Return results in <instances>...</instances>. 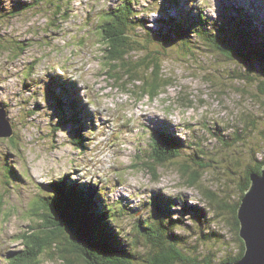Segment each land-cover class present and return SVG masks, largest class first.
Instances as JSON below:
<instances>
[{"label": "rangeland", "instance_id": "rangeland-1", "mask_svg": "<svg viewBox=\"0 0 264 264\" xmlns=\"http://www.w3.org/2000/svg\"><path fill=\"white\" fill-rule=\"evenodd\" d=\"M121 1L0 0V108L7 110L13 131L11 139L0 138V264L24 250L22 234L41 243L47 230L43 198L63 178L86 186L109 210L121 243L127 252L135 250L136 264H144L148 253L146 226L159 211L167 219L161 207L170 200L176 204L168 215L184 254L219 264L238 252L228 210L239 199L240 176L264 160V58L248 66L228 62L198 50L196 39L195 48L185 49L155 36L151 16L159 12L157 28L164 34L171 20L159 19L169 15L183 22L198 10L206 23H218L242 10L264 37V0H137L139 18L151 31L147 37L138 28L133 38L158 49L162 78L168 80L154 100L141 98L139 82L125 85L126 73L116 76L104 64L98 18ZM30 3L36 7L13 13ZM15 46L21 51L10 53ZM248 75L252 82L240 80ZM64 91L80 101L81 142L75 141L77 125L65 122L73 120ZM54 95L62 100L65 118ZM152 128L182 140L179 158L164 166L149 158ZM206 190L225 205L224 212L212 201L218 212L210 210ZM196 207L204 209L202 221L190 215ZM38 263L64 264L55 247L45 249Z\"/></svg>", "mask_w": 264, "mask_h": 264}, {"label": "trees", "instance_id": "trees-1", "mask_svg": "<svg viewBox=\"0 0 264 264\" xmlns=\"http://www.w3.org/2000/svg\"><path fill=\"white\" fill-rule=\"evenodd\" d=\"M136 4L137 0H124L116 8L102 13L98 18L99 22L96 29L100 34L101 41H103L104 64H111L108 69L114 68L113 74L116 76L125 72L127 77L125 85L139 82L141 85L139 87L140 97H148L149 100H154L157 98L159 89L168 83V80L162 78L161 66L157 57H161V54L158 49L148 48L144 41L133 38L138 36L134 34L138 28H142L147 37L150 36L151 31L147 27V22L139 18V13L135 8ZM34 7H36L35 3L22 5L13 13L18 15ZM196 11V15L186 17L183 22L170 17L168 19V21L171 20V25L168 27L169 31L167 30L163 34L160 32L161 29L155 26L153 34L157 36L158 32L159 35H164H161L159 39L167 37L171 41L178 42L185 49L188 46L195 48L194 39H196L202 45L197 46L198 50L206 49L228 62L239 60L241 64L248 66L251 62L261 63L260 61H263L260 58H264V37L258 32L260 25L254 27L245 12L239 10L235 18L222 19L218 23H206L203 13ZM8 51L15 54L21 51V47L15 46ZM136 52H141L142 55L131 61L129 56L132 57ZM148 71L151 72L150 75L147 74ZM169 80L171 81V79ZM240 80L253 81L249 75L248 77H240ZM263 86L264 83H262L260 93L264 94ZM64 92L67 96L72 95L70 92ZM52 98L59 100V109L63 111L62 100L55 95ZM74 101L72 98V101H68V105L71 106L69 107L73 114V121L77 125L76 136L74 135L75 141H80L82 136L78 127L82 126L81 121L83 120L79 118L80 116L76 112L78 104ZM62 115L65 118V112ZM65 122L66 124L70 123L69 120ZM149 139V158L157 166H164L180 157L183 147L182 140L172 133L152 128ZM255 163L256 165L252 168L248 166L245 175H241L237 181L240 188L239 199L228 210L231 217L230 224L232 229L236 231V235L239 231L236 210L244 192L249 188L250 175L252 173L260 174L264 160L255 161ZM240 165L236 163L237 167ZM182 173L185 175L187 171ZM190 178L188 185L193 187L197 182L196 172L192 173ZM49 187V194L43 198L41 205L42 222H45L47 227L41 237V243L39 244L34 239V235L22 234L19 237L24 245V250L10 257L9 264H39L38 258L45 249L50 247H55L59 251V256L64 264H75L76 261L82 264H136L133 262L134 259L137 261L134 257L136 256L135 250L134 253L132 251L127 252L114 224H111L112 221L108 216L109 210L100 206L97 196L92 195L86 186L81 187L71 182L67 184L63 178L53 181ZM205 198L208 200V207L212 212L215 210L217 213L218 209L211 208L213 206L211 201L218 202L219 210H226L221 201H215L214 194L209 190L205 191ZM175 204V201L170 200L169 203L162 205L161 208L166 212L167 219L163 212L159 211L157 220L146 226L144 231L148 253L144 264H214L210 258L197 261L195 258L187 256V253L184 254L185 244L182 242V238L174 235L176 227L174 223L176 222L172 220L170 222L168 215V212L174 211ZM169 206L172 207L169 208ZM157 207L160 206L157 204ZM192 209L194 210H190L191 217L202 221L199 218L201 214L199 210L203 211L204 209L200 207ZM237 240L240 243L237 254L222 260L219 264L235 262L242 257L244 245L240 238Z\"/></svg>", "mask_w": 264, "mask_h": 264}, {"label": "water", "instance_id": "water-1", "mask_svg": "<svg viewBox=\"0 0 264 264\" xmlns=\"http://www.w3.org/2000/svg\"><path fill=\"white\" fill-rule=\"evenodd\" d=\"M12 134L7 112L0 108V138H11ZM236 217L238 236L244 245L243 255L225 264H264V166L260 174L250 175V185L241 198Z\"/></svg>", "mask_w": 264, "mask_h": 264}, {"label": "bare ground", "instance_id": "bare-ground-1", "mask_svg": "<svg viewBox=\"0 0 264 264\" xmlns=\"http://www.w3.org/2000/svg\"><path fill=\"white\" fill-rule=\"evenodd\" d=\"M70 124H72V125H75V126H76V124L74 123V121H70Z\"/></svg>", "mask_w": 264, "mask_h": 264}]
</instances>
